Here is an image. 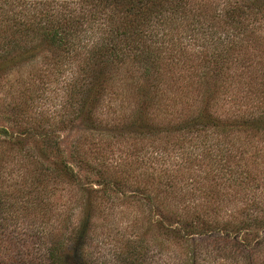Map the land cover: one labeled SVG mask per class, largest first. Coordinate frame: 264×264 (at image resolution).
<instances>
[{"label":"rangeland","instance_id":"obj_1","mask_svg":"<svg viewBox=\"0 0 264 264\" xmlns=\"http://www.w3.org/2000/svg\"><path fill=\"white\" fill-rule=\"evenodd\" d=\"M1 2L3 14L6 6ZM200 2L192 0V9H213L216 23L202 19L185 27L188 23L178 18L174 26H156L146 34V48L160 66L164 86L159 105L144 102L153 76L131 73L129 66L114 80L115 87L103 93L90 117L77 118L65 103V82L74 77L75 67L66 63L57 70L40 50L19 64L0 61V126L14 133L27 126L53 129L60 155L80 177L79 183L95 188L101 217L114 218L127 235L138 216L136 205L144 199L142 191L155 203L167 202L181 212L203 210L210 220L238 224L264 217V132L253 123L227 120L242 117L247 109H264V87L255 91L246 86L250 79H264V14L252 33L247 17L226 16L235 0H206L208 8L202 11L195 7ZM93 32L88 29L87 34ZM255 39L260 40L257 49ZM91 77L87 72L82 78L87 83ZM37 140L32 136L23 143L32 146ZM76 188L58 187L51 199L56 212L74 203ZM248 228L238 236L251 250V264H264L263 225L255 222ZM100 231L97 239L109 260L112 253L106 248L114 245L105 244L116 243L104 227ZM245 249L223 251L224 259L208 252L206 264H245ZM156 258L157 264L169 262L164 255Z\"/></svg>","mask_w":264,"mask_h":264},{"label":"trees","instance_id":"obj_2","mask_svg":"<svg viewBox=\"0 0 264 264\" xmlns=\"http://www.w3.org/2000/svg\"><path fill=\"white\" fill-rule=\"evenodd\" d=\"M1 1L6 8L0 13V61L19 64L40 50L57 70L66 63L75 67L74 77L65 82V103L74 117L84 119L129 66L133 67L131 73L153 76L154 84L143 86L151 94L144 102L146 106L159 105L164 86L160 66L146 48V34L151 35L156 26L164 30L174 26L178 18L188 23L185 27L202 19L209 21L208 25L215 22L214 10L211 12L206 0L195 4L201 11L208 8L201 13L192 9V0ZM225 14L228 18L247 17L253 24L249 30L255 33L257 20L264 14V0H235L233 9ZM88 29H94L91 37ZM253 42L257 49L260 40ZM87 72L92 77L86 83L82 77ZM246 86L256 91L264 87V79L259 83L250 79ZM204 114L216 120L213 114ZM227 120L253 123L264 132L263 108L247 109L242 117L228 116ZM52 134L53 129L27 126L14 133L0 126V264H157L158 255H164L168 264H206L210 261L208 252L223 259L226 250L244 253L247 244L238 236L241 230H249L255 222L264 229V217L238 224L210 220L203 210L181 212L167 202L155 203L142 191L144 199L136 205L138 216L132 219L133 231L127 235L114 218L101 217V203L93 196L95 188L79 183L80 177L60 155ZM32 136L40 140L24 146L23 139ZM64 184L77 185V193H73L74 203L56 212L51 199ZM103 227L116 243L105 244L114 245L106 248L112 253L111 262L104 258L107 253L102 254V243L97 239ZM245 251V264H251V250Z\"/></svg>","mask_w":264,"mask_h":264}]
</instances>
